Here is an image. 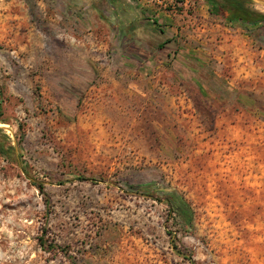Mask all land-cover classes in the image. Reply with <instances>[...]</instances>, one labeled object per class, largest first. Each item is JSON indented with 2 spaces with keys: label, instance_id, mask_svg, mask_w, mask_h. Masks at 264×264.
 <instances>
[{
  "label": "rangeland",
  "instance_id": "obj_1",
  "mask_svg": "<svg viewBox=\"0 0 264 264\" xmlns=\"http://www.w3.org/2000/svg\"><path fill=\"white\" fill-rule=\"evenodd\" d=\"M0 143V264H264V31L202 0H0Z\"/></svg>",
  "mask_w": 264,
  "mask_h": 264
},
{
  "label": "trees",
  "instance_id": "obj_2",
  "mask_svg": "<svg viewBox=\"0 0 264 264\" xmlns=\"http://www.w3.org/2000/svg\"><path fill=\"white\" fill-rule=\"evenodd\" d=\"M209 8V14L234 27H240L254 40H258L264 31V13L250 9L246 0H202ZM157 21L154 24L157 25ZM5 147L0 143V155L6 156ZM170 216H175L187 228L192 227L191 209L173 194L166 201Z\"/></svg>",
  "mask_w": 264,
  "mask_h": 264
}]
</instances>
